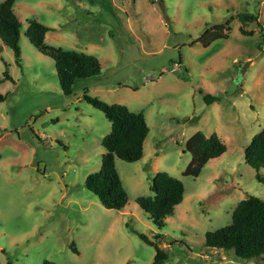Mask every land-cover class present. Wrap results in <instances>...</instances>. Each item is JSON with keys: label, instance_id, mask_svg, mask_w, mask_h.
I'll use <instances>...</instances> for the list:
<instances>
[{"label": "rangeland", "instance_id": "obj_1", "mask_svg": "<svg viewBox=\"0 0 264 264\" xmlns=\"http://www.w3.org/2000/svg\"><path fill=\"white\" fill-rule=\"evenodd\" d=\"M14 11L19 63L0 40V78L6 68L11 76L0 83V264H151L155 248L138 234L163 250L162 264H264V254L243 261L204 243L239 201L264 200V183L244 161L264 130V0H15ZM241 13L258 16L245 26L250 35L240 31ZM29 19L51 28L45 46L94 55L100 73L63 94L53 59L25 35ZM216 24L227 36L204 47L197 40ZM85 91L142 111L149 128L139 161L115 158L128 194L122 210L104 208L84 186L101 170L111 128ZM199 131L217 134L226 151L185 176V144ZM158 172L184 187L160 226L136 202L152 195Z\"/></svg>", "mask_w": 264, "mask_h": 264}, {"label": "trees", "instance_id": "obj_2", "mask_svg": "<svg viewBox=\"0 0 264 264\" xmlns=\"http://www.w3.org/2000/svg\"><path fill=\"white\" fill-rule=\"evenodd\" d=\"M15 0L0 2V40L13 52L17 63L20 62V33L22 24L14 11ZM241 22L240 31L245 35L252 31L245 29L249 22H258V16L250 13L238 15ZM224 26L216 24L208 29L197 40L206 47L212 41L226 37L222 32ZM51 28L36 19H29L25 35L33 46L53 59L60 88L65 95H70L76 80L98 75L101 65L91 54L75 50H62L44 45L45 34ZM11 80L8 69L0 78V83ZM6 98L0 93V102ZM83 99L104 113L110 122V131L101 141L105 152L101 156V170L90 173L84 181L85 188L94 194L106 209L122 210L128 201V194L115 169V158L132 163L143 156V144L149 132L142 111L132 112L126 105L108 104L85 93ZM208 103L218 100L217 96L207 95ZM185 150L191 156V162L183 172L185 176H199L205 164L219 157L226 151V145L221 138L213 133L209 136L202 132L193 134L185 144ZM244 161L256 171V178L264 183L259 170L264 168V130L255 136L244 151ZM152 195L136 199L138 206L145 212L154 224L162 225L161 220L171 216L175 207L182 201L184 187L180 180L166 172H158L150 187ZM144 242L154 246L155 256L151 264H162L167 257L154 241L143 234H138ZM205 247L215 250L233 251L234 255L243 261H248L264 254V200L256 196H248L239 201L232 213L231 222L214 231L206 232ZM76 252V251H75ZM5 264H12L7 260ZM40 264H55L44 260Z\"/></svg>", "mask_w": 264, "mask_h": 264}, {"label": "built area", "instance_id": "obj_3", "mask_svg": "<svg viewBox=\"0 0 264 264\" xmlns=\"http://www.w3.org/2000/svg\"><path fill=\"white\" fill-rule=\"evenodd\" d=\"M174 67L177 68V69H179L181 67V64L180 63H175L174 64Z\"/></svg>", "mask_w": 264, "mask_h": 264}]
</instances>
